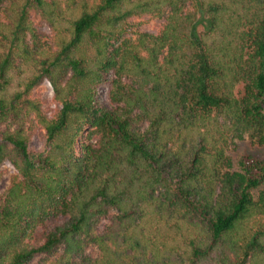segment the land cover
Wrapping results in <instances>:
<instances>
[{
    "label": "trees",
    "instance_id": "16d2710c",
    "mask_svg": "<svg viewBox=\"0 0 264 264\" xmlns=\"http://www.w3.org/2000/svg\"><path fill=\"white\" fill-rule=\"evenodd\" d=\"M146 14L161 29L128 35ZM246 136L264 0H0V264H264V158L228 154Z\"/></svg>",
    "mask_w": 264,
    "mask_h": 264
},
{
    "label": "rangeland",
    "instance_id": "374dc122",
    "mask_svg": "<svg viewBox=\"0 0 264 264\" xmlns=\"http://www.w3.org/2000/svg\"><path fill=\"white\" fill-rule=\"evenodd\" d=\"M130 25L127 28V34L130 35L131 33H134L137 30V24H141V27L143 31H147L150 33L156 34L161 27L163 26L165 19L157 17L156 14H146V15H140L137 16L130 21ZM44 31L50 32L49 28L44 27ZM22 68V74L19 75V73H13L14 78V86H12L11 90L19 88V83L23 82L26 77L30 75L29 66L24 65ZM110 79L111 77H107L105 82L100 86L99 88V97L102 99L103 103L106 105H110L109 100V89H110ZM42 92V97L45 100L44 107L46 108V111L49 115H52V113L55 112V110L61 105L57 104L54 101V86L49 80H46L40 88ZM33 127H35V133L33 134V137L30 142V148L34 151H46V141L43 137V133L45 132L44 129L39 127L35 122H33ZM251 153L253 155H256L260 158H264V145H260L256 142H254L251 138L245 137L241 140H236L232 142L228 148V154L232 157L233 162L236 164L240 156H242L243 153ZM1 168L5 170V175L2 178V181L0 183V195H2L7 188L10 176L16 171L15 166L11 163V161L7 160L2 165ZM107 222V221H105ZM103 222V223H105ZM97 251L96 248L90 250L87 249L88 253Z\"/></svg>",
    "mask_w": 264,
    "mask_h": 264
}]
</instances>
